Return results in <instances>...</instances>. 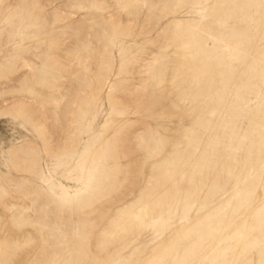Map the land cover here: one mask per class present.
<instances>
[{"label":"rangeland","instance_id":"obj_1","mask_svg":"<svg viewBox=\"0 0 264 264\" xmlns=\"http://www.w3.org/2000/svg\"><path fill=\"white\" fill-rule=\"evenodd\" d=\"M0 264H264V0H0Z\"/></svg>","mask_w":264,"mask_h":264}]
</instances>
